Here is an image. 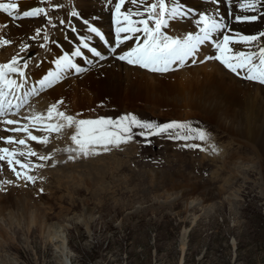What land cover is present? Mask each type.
Here are the masks:
<instances>
[{
  "label": "rangeland",
  "instance_id": "obj_1",
  "mask_svg": "<svg viewBox=\"0 0 264 264\" xmlns=\"http://www.w3.org/2000/svg\"><path fill=\"white\" fill-rule=\"evenodd\" d=\"M62 1L67 7V1L71 0L44 3L48 18L58 12L56 18L69 10L64 7L59 12ZM76 1L70 10L78 9ZM0 13L7 14L3 10ZM262 16L259 18L264 21ZM68 17L70 22L72 17L76 18L72 14L62 18ZM10 20V25L16 26V20L20 18L13 15ZM55 21H52L54 24L48 22L50 34L58 29ZM11 30L9 28V33L15 31ZM0 33H8V28L1 26ZM34 34L45 36L44 31L39 34L34 31ZM5 40L10 43H3ZM35 41L39 42V38L33 36L31 40L17 43L10 37L2 39L1 44L7 48H24ZM252 49L255 54L256 47ZM93 60L97 59L91 62ZM82 63L88 67H81L84 70L76 78L71 72V79L63 71L44 65L36 77V88L51 72L58 73L61 82L37 97L50 93L53 98L47 99L48 102L56 105L58 112L67 114L70 103H64L62 94L63 83L69 81L71 116L76 121L81 117V120L121 121L122 117L134 116L142 123L158 126L177 123L187 127L159 132L123 120L121 125H130L131 132H124L117 125L104 126L124 137L118 145H93V150L85 155L71 139V150L70 147L67 149L74 158L63 159L64 163H54L52 167L53 156H45L51 163L46 167L38 165L39 169L35 170L37 180L32 183H24L29 174L26 178L20 176L18 181L3 177L0 180V264H264V201L256 192L259 188L256 191L249 189V184L260 183L261 157L256 148L252 149L246 146L244 139L230 135L198 108L199 93L194 85L191 86L190 72L179 74L187 70L186 66L191 72L197 66L185 64L184 70L170 69L166 72L169 75H157L162 76L158 79L135 78L134 90L119 99L111 95L113 101L110 94L102 92L97 96L85 85L72 84L74 78L82 79L95 65H89L84 59ZM208 63L212 62L203 65ZM25 64L17 68L25 70L27 68H21ZM40 64L42 62L37 66ZM91 103L98 105L94 106V113L88 110ZM71 130L77 135L78 125L73 123ZM199 131L206 132L208 138L200 140ZM53 133L49 132L46 138ZM129 135L131 139H127ZM191 144L199 147H188ZM62 151L56 149L50 153H55L59 160ZM98 162L102 164L99 173L93 170ZM62 166L71 170L67 173L71 175V193L63 183L67 178L60 183L56 177L61 174ZM234 166L240 170L231 171ZM243 169L251 172L247 183L242 180L246 172ZM31 175L34 178L35 174ZM235 176L239 182L236 179L232 182L231 178ZM15 183L23 184L18 188L23 192L22 196L12 194L17 188L8 189ZM239 185H243V194L237 192ZM59 186L62 189L56 191ZM4 189L8 190L3 192ZM4 194H10L12 198L20 196L30 202L32 208L22 218L20 207H12L9 200L7 204L1 201ZM35 216L38 223H32ZM56 231H59L61 241H65L64 250L60 247L62 242L55 240Z\"/></svg>",
  "mask_w": 264,
  "mask_h": 264
},
{
  "label": "bare ground",
  "instance_id": "obj_2",
  "mask_svg": "<svg viewBox=\"0 0 264 264\" xmlns=\"http://www.w3.org/2000/svg\"><path fill=\"white\" fill-rule=\"evenodd\" d=\"M36 1L37 0H17L15 3H17L19 9L18 10L10 9L9 11L13 12V15H16L18 18L20 12L22 13V10H32L34 9V7L38 6L36 5ZM105 1L106 0H77L76 2L78 5V9H77L78 15L74 19L72 17V21H71L72 23L70 22L73 26H75L76 29L74 31H71L70 28H66L65 26L61 27L60 24H58V29L57 30L55 29L54 33L50 34L49 37L47 36L49 39V41H47L48 43L46 42L47 39L45 40L46 42L45 51L43 52L41 51L42 53L40 52L39 54H37L36 56H34V58L30 60L28 59L29 61L27 60L28 62L25 65L21 66V68H27L25 70L19 69L20 72L23 73V75H21L20 72L9 73L7 72V70H5L7 74L6 79L15 80L16 83L20 85V87H16L15 85H13L11 88H9L6 86L5 83H1L5 91L19 94V91L22 90L27 85L35 84L36 77L44 65H47L48 67L46 66V68L48 69L57 68L59 71L61 72L63 71L62 73L66 77L68 76V79L70 78V73L72 72V70L77 69V67L78 68L83 67L84 69L87 68L88 65H84L82 63L83 58L81 59V56L75 55L77 50H80L81 48L83 49L86 48L85 41H82V38L79 35H77V33L79 34L88 33V31L90 32V28L93 27L92 24H87L85 22V17L87 18V21H91V22H94L100 25L104 33L105 31L107 33L111 31V28H109V25H108L109 20H110L109 18L110 13H109V9H106L104 7L106 6ZM149 1H153V0H149ZM174 1L175 0H165V4L167 5L168 9H169L170 4L171 6H173ZM178 1L182 4H185L182 0H178ZM188 1L191 4H196V6H200V9L198 10L197 15L192 14L193 11L189 12L187 16L190 15V19L184 20L183 19L184 17L182 16L181 12H179L178 15L173 17L169 9V11L163 17L165 23L162 24V27L164 28L165 33H170L169 34L170 36L177 37L181 40L185 39L189 34L194 36L193 34L194 31L192 30L193 28L197 30L204 26L203 23L202 24L198 23V21H200L202 16H207L208 18L213 16V14L206 13L207 7L205 6L204 3L198 0H188ZM11 2L12 0H0V3H11ZM253 2L255 3V8L245 9L242 11L241 15L242 16H246L247 14L257 15L258 19L256 21L238 23L235 20H233L230 23H234L233 29L235 30L239 29L241 33L249 34L250 35L249 37L255 36L257 37V39L250 40L248 42H235L233 44L229 43L227 45V48L230 51L225 52L226 56L234 57L235 53L237 52H244V53L249 52L251 53L250 56L252 57L253 61L260 59V51L262 48H264V35H262L264 34V26H263L264 21H261L259 16L264 15L262 14V10L264 7H261V0H253ZM146 3L148 4V1ZM179 5L180 4H178V6ZM143 7H146V6H138V4H131V3L126 2L125 6L121 9V11L123 12L127 10V11H132V12H144L145 13L144 16H133V17H135V20L147 19L148 18L147 11L143 9ZM156 11L157 12L160 11L159 7L156 9ZM246 11H250V12L247 13ZM3 13L5 12L3 11ZM263 17L264 16H262V18ZM41 18H42L41 16H37L32 19L16 20L17 22L16 27H11L12 28L11 31L13 30L15 31H13L12 33H0V65L10 63L12 59H14L18 55V53H20V50L23 49V47L19 48L18 46H15V47L8 46L7 48L1 44L2 39L11 37V39L16 40V42L18 43L20 42V40H23V42L27 40H31L32 37L34 36L36 38H39L40 43L44 42V38H47L46 36L44 35L36 36L34 34V31L37 32L38 28L41 25ZM4 22L11 23L10 17L8 14L0 13V23H4ZM137 26L140 27L141 29L143 28V25H137ZM117 27H127V23L121 20V24L116 25L115 31ZM154 27H155V22H154ZM167 27H169V30H167ZM258 31L261 32L262 34L258 35ZM125 36H131V38L124 40L123 38ZM120 37H121V40L123 41L122 43L119 44L120 52L126 51L129 48L133 47V44L135 45V47L137 46V44L143 45L144 41L146 40V36L143 31H140L134 34L122 32L120 34ZM90 40L93 41V39H90ZM74 42H76L77 46L73 44ZM69 43L75 45V48L72 47V45L70 46ZM57 45H60L61 47L59 46V48L61 49H59ZM253 46L256 47L255 54H253L254 53V49H252ZM71 48L73 50H71ZM237 49H240V50L236 51ZM233 51H234V55L231 56V52ZM65 56L70 57L72 59L71 63L76 65V67H64L63 70H61L57 65V61H62ZM39 62H42V64L37 66ZM211 62L212 63H208L206 65L199 66V67L197 65H196L197 67L194 66L195 68L193 72L188 70L189 67L186 66L185 69L187 70L185 71L184 68H182L181 70H184V71H182L179 74H187L188 72H190L191 80L193 81L191 86L194 85V87L197 88V92L199 93L200 105L198 106V108L201 109V112L203 113L205 112L204 114L206 115V117L210 119V121L215 122L217 123V125L224 127L227 131L230 132V135L233 134L237 138L240 137L239 138L240 140L244 139L245 142H247L246 146H249L252 149L256 148L255 150H257V152L259 153L261 157L260 159L262 160L261 161L262 168L260 172L261 173L260 183L259 184H249V189H251L252 191L253 190L256 191L259 188L260 191H256V192L257 194L261 195L264 201V86L253 83V82L244 81V79H238L233 74H231L229 70L226 69L228 71L227 72L223 68V66H221L216 61H211ZM237 62L238 61H235V63ZM178 72H180V69L178 70ZM169 74L170 73L168 72L165 74L155 75L154 73L152 74V73L146 72L145 70H141L139 68H136L135 66H128L110 57L104 61L98 60V62L95 63L94 66L89 68V71L87 72L86 76H84L82 79L79 78L77 80L74 78L72 84L74 85L76 84V86L85 85L88 89H90V91L93 94L97 96L103 93H106L107 95L110 94V98H111L110 100L114 101L111 95H113L116 99H119L121 98L123 94H129L130 92L134 90L133 82H135L134 80L135 78L147 81L148 79H158L159 77H162L163 75H169ZM157 75H162V76H157ZM63 84H64V87H63L64 90L62 94L63 101L64 103H66V105L70 103L68 107V112L66 115L71 116V94H70L71 82L68 81ZM100 87H102L101 90H100ZM37 98L32 100L33 101L32 105L26 108L25 111L23 112L24 115L29 116L28 122L30 123V125L33 127L36 124V121L32 122V120H37V121H46L47 122L46 126L53 124V125H62L63 127L57 130L56 135L50 136L52 138V142L55 143L54 145L53 144L47 145V148H44L45 147L44 143L41 144L37 140H32V139L28 140L27 144L30 145V150L31 149L34 151L36 149L42 150L43 151L42 156L44 157L47 155L50 156L49 154L50 151L55 152L56 149L57 151L63 150L62 154H60L62 156L59 158V160L66 159L67 154L71 152L67 149V147H70V150H71V137L75 135L76 132L74 130H71V127L68 126L69 122H66L62 117L57 115L58 113L57 109L53 111L52 117L48 118L49 109H51L52 106L54 105V104L51 105L50 104L51 102L49 103L47 100L49 98L52 100L53 98L50 95V93H48L47 95L46 94L43 95L39 99ZM94 103H91L88 106V110L93 113L96 112L95 110H93L95 109L94 106L96 107L98 106V105H95ZM81 105L82 103H80L79 105L80 108L82 107ZM20 115H22V113ZM11 117H12V120L17 119V116H11ZM36 117H41V119H36ZM0 119H3V117ZM48 129L50 130L44 131L45 133L44 134L45 136H43L44 140L46 138V134L48 136L49 132L53 133L55 131L49 127ZM32 130L34 131V129L31 128V131ZM43 130H46V127L43 128ZM0 148L5 149L6 147H4L3 144H0ZM10 152L16 153L14 160L22 161L25 165H27V167L29 166L32 167L33 163H37L40 161V158L38 155L36 154L30 155L29 153H31V151H28V150H26V152H22V150L20 151L11 150ZM20 153H24V155L21 156L19 155ZM0 155L5 156L6 161L8 159H13V157H10L6 153H3V152H0ZM13 165L16 170L27 168V167L22 168L19 164H16V163H13ZM101 166L102 164L98 162L95 166H93V170L97 171V173L102 172ZM234 169L240 170L239 167L235 168V166L232 169L230 168L231 171H233ZM244 169L243 171H246ZM3 172L4 171H0V176L2 175ZM233 172H236V171H233ZM67 173H71V170L67 169V167L66 169L63 167L61 174L59 176L57 175L56 177L59 180L58 182L63 181L64 179L67 178L65 182L63 181V183H66L65 188L66 190H68V193L69 192L71 193V175L68 176ZM9 174L12 175L11 172H7L6 175L10 177ZM250 174L251 172L246 171L245 174H243L244 177L241 175L243 177L242 180L245 183L248 182L247 176ZM237 175H238V172H237ZM40 176L45 177V175L43 174H41ZM41 177H39L40 180L43 179ZM231 179H233L232 182L236 180L238 181V179H236V176ZM242 187L243 185H239L238 191H237L238 193L240 192L242 193L243 191ZM60 188H61L60 186L56 187L55 190L58 191ZM25 192L28 193L27 189ZM22 193L23 192L18 188L16 191L14 190L12 192V194H16V195H21ZM9 195L10 194L3 196L1 201L4 204H7L9 200L10 201L9 204H11L12 207H16V208L20 207L21 215L23 218V214L25 215V213H28L30 208H32V206H30L29 204L30 202L28 203L24 201L23 198L20 196L19 198H12V197H9ZM24 196H26V194ZM36 211H38L37 208H36ZM32 223H38L36 216L33 217ZM58 233L59 231L55 232L56 242L61 241L60 234ZM61 242H62L60 244L61 250H64L65 241H61Z\"/></svg>",
  "mask_w": 264,
  "mask_h": 264
},
{
  "label": "snow or ice",
  "instance_id": "obj_3",
  "mask_svg": "<svg viewBox=\"0 0 264 264\" xmlns=\"http://www.w3.org/2000/svg\"><path fill=\"white\" fill-rule=\"evenodd\" d=\"M138 4L139 0H118V3L115 7V12L117 14V24H121V20L127 23V27H117V46L112 48L113 53H116L117 47L123 41L120 39V34L122 32L134 34L140 31H143L146 40L143 45L137 44L136 47L131 48L130 51H125L123 54L118 55L117 58L121 61H126L129 64L138 65L142 68L148 69L152 72H160L164 73L170 70V66L175 64L176 62H180L182 65L186 58L194 57L196 55V51L199 45L203 44L205 41L210 40L211 33L220 30L222 27V23L216 19H209L207 16H202L198 23H203L204 27L201 28L202 35L193 36L189 34L185 39L181 40L179 38H173L171 36L164 35L161 32L162 24L165 23L163 17L169 11L167 5L165 4V0H158L157 3H152L150 5H146L148 19H140L133 20V16H144V12H132V11H121V9L125 6V4ZM261 6L264 7V0H261ZM159 7L160 11L157 12L156 9ZM242 8L254 9L255 3L249 2L246 5H241ZM10 9L18 10V5L15 2L11 3H0V10H3L9 16L13 15V12L9 11ZM181 10L179 7H172L170 9V13L173 17L179 14ZM41 14H45V9L36 7L32 10L23 11L22 15L18 18L23 19L27 17H37ZM73 16H77L78 13L73 12ZM235 20L242 22H251L256 21L258 19L257 15L251 16H235ZM149 20L155 22V27L149 26ZM87 23V21H85ZM137 25H143L141 29ZM92 32L97 33V35H103L100 33L95 27L90 29ZM37 34H39V30H37ZM264 35V34H262ZM131 36H125L123 39H130ZM223 46L219 43L216 44V47L220 50L221 55L215 57V59L220 60L223 64H225L233 73L239 75L237 71L238 68H246L248 74L245 76V79L252 81H259L261 84H264V48L260 51V60L259 64H255L252 60V57L244 52L235 53L234 57H229L225 55V52L230 51L227 48V45L230 41L233 40V37L224 36ZM257 37H248L243 36L240 37L239 41L236 42H248L250 40H256ZM5 44L10 43V41L5 40ZM85 47H88L85 44ZM94 54L97 57L101 56L100 52H97L95 49H92ZM75 55L81 56L82 52L77 50ZM212 57H209L211 59ZM234 61H239V63H235ZM18 61L13 59L10 63L0 65V83H5L7 87L11 88L13 85L16 87H20L16 83L15 80H7L6 72L9 73H17L20 72L19 68L16 67ZM58 67L63 70L64 67H76V65L71 63V59L68 56H65L62 61H57ZM77 71H82V69L77 67ZM23 75L22 72H20ZM50 77L58 78V73H49L48 77H45L42 80L41 87H44L46 84H50ZM4 93L0 90V113L3 112L4 103H3ZM11 107V105H9ZM16 107H19L17 104ZM56 109V105H53L48 112V118L52 117L53 111ZM58 116L62 117L65 121L69 122L68 126L71 127L73 123L79 126V131L77 135H73L71 139L78 145L79 150L83 152L85 155L89 154L92 150L93 145H103L106 147L107 144L116 143L117 145L124 140V137L120 134V132H112L108 131L105 125H117L118 127H122L124 132H131L130 125H121V121L129 120L131 123L136 124L137 126L145 129L158 130L159 132H164L172 128H183L187 127L184 124L170 123L165 124L163 126L153 125L151 123H142L136 119V117H122L121 121H113L110 119H99V120H79L76 121L74 117L68 116L63 112H58ZM36 119H41V117H36ZM7 124H16L15 120H7ZM87 126V127H85ZM49 128L52 130H59L62 125H49ZM15 131H21L22 129H14ZM27 130V129H23ZM143 134V133H142ZM187 139L188 137H184ZM198 138L200 140H206L208 138L207 133L204 131H199ZM32 140H39V138L35 135H31ZM127 139H131L129 135ZM8 143H13L11 138H8ZM18 143H25L24 140L17 141ZM39 142L44 143L46 140H39ZM188 147H199L198 145L191 144ZM0 152L6 153L8 156L13 157V159H8L7 163L12 165L13 163L19 164L22 168L27 167L22 161L14 160L16 153L10 152L9 149H0ZM30 155H35L34 152L29 153ZM19 155L23 156L24 153H20ZM6 157L0 155V160H4ZM41 159H47V157H41ZM15 171V168H13ZM18 176L19 172L16 173ZM29 180H32V177H28Z\"/></svg>",
  "mask_w": 264,
  "mask_h": 264
}]
</instances>
